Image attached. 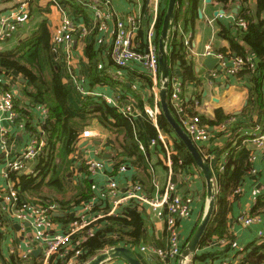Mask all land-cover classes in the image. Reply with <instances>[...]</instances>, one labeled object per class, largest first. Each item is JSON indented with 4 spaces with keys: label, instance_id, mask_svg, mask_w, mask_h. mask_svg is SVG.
Masks as SVG:
<instances>
[{
    "label": "crops",
    "instance_id": "crops-1",
    "mask_svg": "<svg viewBox=\"0 0 264 264\" xmlns=\"http://www.w3.org/2000/svg\"><path fill=\"white\" fill-rule=\"evenodd\" d=\"M58 1L60 7L56 6L52 0H13L0 3V18L9 15L13 10L19 9L26 3L22 12L23 21L18 25V31L13 38L0 43V52L16 50L23 39L37 33L44 24L53 36L59 32L64 15L71 18L79 28L78 32L74 34L71 54L68 55L63 46L54 51L55 62L60 66L63 82L70 91V105L75 109H80L86 95L105 101H107L106 98L110 100L119 99V103L124 102L125 104L122 105V109H130L137 127L143 130L146 125L145 117L138 108V104L142 102L147 111L149 109L161 111L159 94L157 99L153 90L157 81L152 80L142 63H133L126 68H118L113 64L110 57L115 29L113 22H109L106 30H100L94 22L93 12H89L83 5L67 0ZM257 1L228 0L225 4L219 3L217 0H198L196 4L184 2L181 10L186 15L187 23L181 19L177 24H173L170 32V34L178 32L179 35H183L184 42L185 40L189 41L187 45L185 43L187 58L193 63L198 79L184 83L180 62H176L174 65L170 63L171 72H173L170 76H175L183 83L182 97L188 114L194 115L196 113L195 115L213 119L216 110L222 109L226 115L231 117L225 125L209 128L211 137L208 141L196 143L204 158L210 162L217 194L219 191L217 177L219 173L224 171L230 149L241 140V145L247 146L252 150V155L255 156L254 159L250 157L251 169L243 173L240 186L227 198V224L230 234L234 237L233 245L227 249V243L221 244L219 238L215 237L210 245L203 249L200 246L199 250L190 255L182 264H241L244 254L243 251L242 254L240 253V248L246 249L253 243L260 242L262 240L260 233L264 234V213L252 214L258 197L264 196V148L256 147L250 141V137L254 133H264V115L262 116L249 105L252 99V91L248 79L229 74L222 66L224 61L228 66H231L233 59L239 57L230 48V42L226 38L227 34L235 35L238 32L233 17L241 18L239 13L242 9L245 6L255 8ZM111 5L119 16L123 17L130 10H133L134 14L140 17L142 28L136 37V44L139 49H143L148 29L155 21H157L156 24L158 23V19L155 20L154 0H111ZM162 7H164L163 3L160 5V11ZM217 12H220L222 16L216 18ZM83 31L86 33H82ZM89 43L94 44L99 64L103 65V68L99 69L103 71L105 78L110 83L91 85L92 67L86 53ZM241 44L246 51H249L248 46L243 41ZM208 45H211L214 53L223 55V59L218 57L220 61L213 70H209L202 64V60L207 56L205 54ZM250 58L255 64L258 62L253 53L250 54ZM219 65L222 66L220 70L218 69ZM0 80L3 84L2 88L6 89L8 85V87L16 85L20 91L15 101V109L18 113L16 121L7 122L0 112V124L9 130L8 154L5 155L0 149V193L5 198H10L12 192L17 193L18 191L8 178V163L16 160L18 154L36 136L30 131L28 124L43 134L42 127L48 121V116L44 106L32 104L30 99L23 94L22 89L28 85L26 78L12 70L7 74L0 71ZM112 83H116V85L113 86ZM123 96L124 99H122ZM22 108L26 109L29 115L21 113ZM251 123L256 125L251 126ZM234 128L236 130L231 132ZM84 130H90L93 133L89 138L80 137L78 148L69 157L72 171L64 179L67 198L69 199L79 190L87 188L89 183L94 194L92 200L95 201V204L97 203V211L107 210L111 203L110 201L106 202L104 192L109 179L114 178L119 182L122 196L130 182L141 181L134 178L137 175L143 180L142 184L150 196L157 197L163 194V190L171 178L176 185L177 192L192 200L189 216L179 220L180 240L184 249L205 215L209 199L207 197L206 179L201 169L192 165L174 171L172 159L168 161L167 153L165 155L161 151L165 148V150H170L172 155H179V151L175 148V140L177 139L175 134L163 133L168 141L167 147L161 146L160 143L156 145L150 143L152 153L149 159L154 165L153 169L143 172L141 168L130 165L124 172H120L118 168L115 170V166L124 157L120 154L121 150L116 146L111 132L98 119L90 120ZM241 148L239 147L237 152L241 151ZM185 151L188 153L187 148ZM88 158L104 161L106 169L94 175L89 174L85 166V160ZM37 160L25 162V166L20 172L36 176L38 174L36 171ZM179 162L182 163V160L180 159ZM247 163L248 161L241 162L240 167L244 168ZM93 185L96 186L94 190L92 189ZM1 201L2 206H5L6 209L3 212L5 222L0 228L2 231L0 264H37L42 247L34 238V230L30 220L24 221L15 217V204L8 202V200ZM75 210L77 208L72 210V215H74ZM122 210L120 209V212ZM140 210L145 221V246L167 247L168 235L164 221L157 218L146 206ZM216 211L217 203L215 213ZM25 212H29V208H26ZM120 212L115 217L119 216ZM242 216H258L259 220L243 226L239 221ZM54 226L56 232H65L67 228V224L63 222L54 221ZM116 246H126L133 250L142 264H160L157 256L151 252H143L141 245L132 247L121 244ZM106 248H110V246ZM203 252H207V258L203 260L195 258V255H200ZM219 252L224 253L219 255ZM25 255L28 257L24 258ZM13 257L15 261L12 260ZM179 259L180 257L167 262V264H181ZM103 264H127V262L117 258Z\"/></svg>",
    "mask_w": 264,
    "mask_h": 264
},
{
    "label": "trees",
    "instance_id": "trees-1",
    "mask_svg": "<svg viewBox=\"0 0 264 264\" xmlns=\"http://www.w3.org/2000/svg\"><path fill=\"white\" fill-rule=\"evenodd\" d=\"M3 1L9 2L13 0H0V3ZM197 1L178 0L173 24H177L181 19L187 23L186 15L182 12L181 8L185 4L184 2L196 4ZM217 1L223 4L228 2V0ZM167 4L168 0H164V7H162L158 17V38ZM239 16L246 20L247 28L243 31L238 30L235 35L227 34L226 38L230 42V48L238 56L246 58L253 53L257 57L258 62L255 69L244 66L235 75L248 79L252 91V99L249 105L263 116L264 0H258L255 8L245 6L241 13H239ZM51 39V33L44 24L37 33L23 39L16 50L0 52L1 73L7 74L13 70L26 78L28 85L22 89L23 94L30 99L32 104L42 105L48 112V121L42 127L43 134L28 124L30 131L45 142L37 157L36 171L38 174L35 176L34 174L12 170H8L7 173L9 180H11L14 188L18 191L15 203L16 210L26 209L34 203H40L42 206L57 203L61 210L67 214L63 218H52L56 222H63L68 225L70 222L75 221L72 210L81 206L83 202L90 201L94 195L88 183L87 188L79 190L68 199L66 196L67 189L64 184V179L71 173V159L69 157L78 148L80 136L90 120L98 119L114 136L115 144L121 150L120 154L124 157L115 166V170H118L117 168L122 164L126 168L130 167V165L136 166L137 168H141L143 172H148L153 168L154 165L149 159L152 153L150 143L153 139L158 140V130L149 118L142 102L138 104V108L145 117L146 125L143 130L137 127L135 118L132 115L123 113L122 105H125L124 102L118 106H114L103 99L86 95L80 109L73 108L69 103V88L64 84L60 66L55 62ZM241 41L248 46L249 51H246ZM86 53L92 67L91 85L110 83L105 78L103 71L99 69L98 54L93 43L87 45ZM168 55L172 65L180 62L184 83L196 81L197 76L193 63L187 58L184 37L183 35H179L178 32L170 34ZM172 74L173 72H171ZM112 85L115 86L116 83H112ZM122 99H124V96ZM20 112L28 114L27 110L23 108ZM200 118L202 123L208 128H217L220 125H225L231 117L226 115L222 109H217L213 119L205 116H200ZM158 125L163 133H173L170 124L162 113L158 117ZM250 125L255 126L256 124L251 123ZM235 130L234 128L231 132ZM252 137L253 135L250 139ZM240 142L241 140L230 149L224 171L218 174L217 211L201 243L202 249L210 245L215 237L219 238V240H227V249L233 245L234 237L230 234L227 224V198L230 193L235 192L240 186L243 173L251 169L250 157L252 155V150L245 145H241ZM175 144L179 155L171 156L173 170L179 171L186 166L195 165L193 157L189 153H186L185 145L177 139L175 140ZM141 146L144 147V150L141 149ZM239 147H242L241 151L237 152ZM161 151L166 155L165 148ZM180 159L182 163L179 162ZM246 161L248 163L244 168H241L240 163ZM134 178L141 180L140 182L143 183V180L138 178L137 175ZM106 202L108 201L106 200ZM2 205V201H0V228L5 222ZM262 213H264V196L258 197L252 214L260 215ZM99 225L96 232L81 243L82 254L80 256V264L90 260L108 246L125 244L135 247L146 245L144 216L136 203L132 202L128 206H125L119 216L105 217L100 220ZM1 237L2 231H0V242ZM219 253L221 255L224 252ZM240 253L242 254V251ZM243 254L244 257L241 264H264V238L260 242H255L244 249ZM207 257V252L195 255V258L200 260ZM12 260L15 261V258L13 257ZM159 263L164 264L163 262ZM56 264L62 263L57 262ZM165 264L167 263L165 262Z\"/></svg>",
    "mask_w": 264,
    "mask_h": 264
},
{
    "label": "built area",
    "instance_id": "built-area-1",
    "mask_svg": "<svg viewBox=\"0 0 264 264\" xmlns=\"http://www.w3.org/2000/svg\"><path fill=\"white\" fill-rule=\"evenodd\" d=\"M53 3L60 7L58 0H52ZM79 5H83L88 11L93 12L94 22L98 29L106 30L109 22H113L115 29L113 32V39L110 48V57L115 66L118 68H126L133 63H142L147 73L151 76L152 80L157 81L153 87L155 97L158 99V94L162 88L163 82L160 80L159 72V55H158V29L155 21L151 28L148 29L145 45L143 49H139L136 44V37L139 30L142 28V20L139 16L134 14L133 10H130L125 16H119L114 11L111 0H67ZM155 2V20L158 19L160 12V5H164V0H154ZM26 3L19 9L13 10L9 15L0 18V43L6 42L15 36L18 31V25L23 21L22 12ZM222 16L220 12L216 14V18ZM234 25L238 30H245L247 28V22L243 18L233 17ZM78 26L73 20L64 15L59 32L52 36V46L55 51L56 48L63 46L68 55L71 54L74 45V34L78 32ZM82 33H86L83 31ZM186 45L189 41L185 40ZM207 56L216 55L220 59H223L222 54H216L213 52L211 45L207 46ZM222 66L229 74H236L244 66H249L255 69L256 64L251 60L250 56L236 57L233 59L232 65L228 66L224 61ZM99 68H103L102 64H99ZM168 102L173 114L178 119L180 125L194 141V143H201L208 141L211 137L210 129L202 123L199 115L188 114L185 103L182 97L183 83L175 76H170L168 79ZM9 86V85H8ZM6 89L2 88V81L0 82V112L4 119L13 123L18 117V113L15 109V101L19 96V89L16 85L10 86ZM107 102L118 106L119 99H108ZM123 113L129 114L130 109H122ZM149 118L153 122L154 126L158 130V140L153 139L151 145H156L160 142L163 146L167 147V139L163 132L159 129L158 117L161 111L158 109L146 110ZM47 116L48 112L46 111ZM92 131L84 130L80 137L89 138L92 136ZM251 143L256 147L264 148V133H254L250 139ZM9 143V130L7 127L0 124V149L5 155L8 154ZM45 142L38 137H34L30 143L18 154L16 160L8 163V170L20 171L24 168L25 162L37 159ZM144 150V147L141 146ZM167 149V148H166ZM167 158L171 160V151L168 149ZM255 158L254 155L251 156ZM85 166L88 173L94 175L106 169V163L102 160L88 158L85 160ZM119 171L124 172L126 170L125 165L119 166ZM153 169V168H152ZM171 171V169H170ZM96 186H92L94 190ZM217 192V191H216ZM104 196L106 200L111 203V206L107 210H99L96 208L94 200L83 202L81 206L74 212L75 221L70 222L67 225L65 232H56L53 220L54 212H62L60 206L57 203L49 206H42L40 203L30 205L29 212H25V209L15 210V217L24 221L30 220V224L34 230V238L41 244V254L38 258L37 264H56L61 262L62 264H80V256L82 250L80 248L81 243L87 239V237L93 235L99 226L100 220L108 216H115L119 213L120 209L128 206L130 203H136L142 209L143 207L149 208L154 215L163 220L165 223L168 243L165 249L146 247L141 245L143 252H151L157 256L159 262L167 263L178 259L183 251L180 240L179 220L188 217L191 210V198L183 196L177 192L176 185L170 178L163 194L157 197H151L145 190L143 184L140 181H132L126 186L125 194L121 196V186L119 182L111 178L105 187ZM10 198H5L0 193V201L8 200L13 204L17 201V193L12 192ZM3 209H6L3 206ZM259 220L258 216H242L239 221L243 226L249 225ZM260 238H264V234L260 233ZM221 244L227 243V240L220 239ZM115 247L111 246L110 248ZM110 248H106L103 251H107ZM241 251L244 249L240 248ZM30 252L28 253L29 256ZM27 255L24 258L28 257ZM155 264V263H152Z\"/></svg>",
    "mask_w": 264,
    "mask_h": 264
},
{
    "label": "water",
    "instance_id": "water-1",
    "mask_svg": "<svg viewBox=\"0 0 264 264\" xmlns=\"http://www.w3.org/2000/svg\"><path fill=\"white\" fill-rule=\"evenodd\" d=\"M177 7L178 0H168L162 28L158 38L159 72L160 79L163 82L162 88L159 91L160 107L162 114L170 124L176 138L185 145L188 153L193 157L195 165L201 169V172L206 179L207 197L209 199V204L205 215L182 251L179 259L180 263L182 264L190 255L195 254L201 246V243L215 215L217 192L214 183V173L210 162L204 158L196 143H194V141L182 128L178 119L173 114L168 102V79L171 75V64L168 55V41L173 27V21L176 16ZM219 61L220 59L217 56H206L202 60V64L209 70H213ZM221 68L222 66L219 65L218 69L220 70ZM65 216V212L53 213V217L63 218ZM117 258L124 260L127 262V264H142L136 253L126 246H115L108 249L107 251H102L83 264H103L109 260Z\"/></svg>",
    "mask_w": 264,
    "mask_h": 264
},
{
    "label": "rangeland",
    "instance_id": "rangeland-1",
    "mask_svg": "<svg viewBox=\"0 0 264 264\" xmlns=\"http://www.w3.org/2000/svg\"><path fill=\"white\" fill-rule=\"evenodd\" d=\"M71 166H72V164L70 165V171H72ZM46 191H47V189H46ZM63 212H64V211H63Z\"/></svg>",
    "mask_w": 264,
    "mask_h": 264
}]
</instances>
